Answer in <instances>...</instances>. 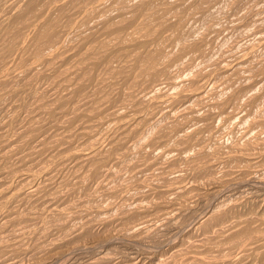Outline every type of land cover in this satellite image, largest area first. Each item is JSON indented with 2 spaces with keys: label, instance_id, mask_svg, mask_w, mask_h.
Segmentation results:
<instances>
[{
  "label": "rangeland",
  "instance_id": "obj_1",
  "mask_svg": "<svg viewBox=\"0 0 264 264\" xmlns=\"http://www.w3.org/2000/svg\"><path fill=\"white\" fill-rule=\"evenodd\" d=\"M263 184L264 0H0V264H264Z\"/></svg>",
  "mask_w": 264,
  "mask_h": 264
},
{
  "label": "bare ground",
  "instance_id": "obj_2",
  "mask_svg": "<svg viewBox=\"0 0 264 264\" xmlns=\"http://www.w3.org/2000/svg\"><path fill=\"white\" fill-rule=\"evenodd\" d=\"M237 3V2H236ZM11 12V11H10ZM3 23V22H2ZM232 26V25H231ZM2 27V26H1ZM215 29V28H214ZM249 35V34H248ZM2 38V37H1ZM223 56V55H222ZM242 56V55H241ZM190 89V88H189ZM233 95V94H232ZM238 95V94H237ZM254 95V94H253ZM144 96V95H143ZM156 96V95H155ZM168 97V96H167ZM241 97V96H240ZM251 97V96H250ZM232 97H230V99H231ZM174 100V99H173ZM172 100V101H173ZM164 101V100H163ZM167 101V100H166ZM256 101V100H255ZM164 109V108H163ZM191 112V111H190ZM38 114V113H37ZM53 116V115H52ZM253 118V117H252ZM262 120V119H261ZM60 122V121H59ZM109 131V130H108ZM133 131V130H132ZM109 133V132H108ZM208 136V135H207ZM147 140V139H146ZM94 142V141H93ZM150 142V141H149ZM255 142V141H254ZM90 144V143H89ZM93 144V143H92ZM47 147V146H46ZM77 147V146H76ZM144 147V146H143ZM108 148V147H107ZM17 151V150H16ZM242 151V150H241ZM78 153V152H77ZM145 153V152H144ZM95 154V153H94ZM129 154V153H128ZM91 156V155H90ZM70 157L72 158L73 156L72 155H70ZM70 157H69V159H70ZM74 157H75V155H74ZM73 157V158H74ZM190 157V156H189ZM90 158V157H89ZM124 158H125V156H124ZM84 159V158H83ZM82 159V160H83ZM87 159V158H86ZM85 159V160H86ZM49 160V159H48ZM88 160V159H87ZM77 161V160H76ZM261 161V160H260ZM72 162V161H71ZM86 163V162H85ZM190 165V164H189ZM52 167V166H51ZM42 168V167H41ZM44 168V167H43ZM74 168V167H73ZM199 169V168H198ZM108 171V170H107ZM44 174V173H43ZM80 174V173H79ZM106 175V174H105ZM110 177H111V175H110ZM33 179V178H32ZM35 179V178H34ZM153 179V178H152ZM262 183V182H261ZM258 184H259V182H258ZM258 184H255V185H257V187H261V184H260V186H258ZM235 185V184H234ZM246 185V184H245ZM251 185H252V187L251 188H255V186H253V184L251 183ZM264 185V184H263ZM230 186H231V183H230ZM229 186V187H230ZM236 186V185H235ZM22 187V186H21ZM112 187V186H111ZM231 187H234V186H231ZM239 187H240V185H239ZM235 188V187H234ZM26 189H27V187H26ZM245 189V188H244ZM40 189H39V186H36L35 184H33V186L31 187V191L29 192V193H31L30 195H32V196H34V195H36V194H38V191H39ZM151 191V190H150ZM239 191V190H238ZM237 191V192H238ZM220 193V192H219ZM217 194V193H216ZM40 196V195H39ZM11 201V200H10ZM45 201V200H44ZM140 202V201H139ZM210 206V205H209ZM14 207V206H13ZM64 208H66V207H64ZM107 208V207H106ZM108 209V208H107ZM64 210H67V209H64ZM89 210V209H88ZM180 210V209H179ZM45 211V210H44ZM61 211H63V208H62V210ZM173 213V212H172ZM207 213V212H206ZM171 214V213H170ZM175 214V213H174ZM75 216V215H74ZM89 216V215H88ZM167 216H168V214H167ZM175 216V215H174ZM173 216V217H174ZM206 216V215H205ZM213 216V215H212ZM211 215L210 216H208V217H212ZM15 217V216H14ZM44 217V216H43ZM94 217V216H93ZM172 217V214H171V216H170V218H172V219H169V220H167V221H170V222H172V220L174 219ZM207 217V218H208ZM16 218V217H15ZM163 219H166V218H163ZM216 219V218H215ZM219 218H217V220H218ZM222 219V218H221ZM220 219V220H221ZM9 220V219H8ZM68 220V219H67ZM208 220H209V218H208ZM213 220V219H212ZM219 220V221H220ZM161 221V220H160ZM167 221L166 222H162V224L164 223H167ZM207 221V220H206ZM65 222V221H64ZM157 222V221H156ZM216 222V221H215ZM60 223V222H59ZM154 223V222H153ZM174 223H176V222H174ZM5 224V223H4ZM152 224V223H151ZM161 224V223H160ZM204 224V223H203ZM157 225V224H156ZM156 225H151L150 226V228L149 227H147V228H149V230H147V232L148 231H150V233L152 232V231H154L155 230V226ZM217 225V224H216ZM161 226H163V225H161ZM202 226V225H201ZM168 227V226H167ZM170 227V226H169ZM173 227V226H172ZM228 227V226H227ZM142 228H144V227H142ZM171 228V227H170ZM201 228H203V227H201ZM210 228V227H209ZM20 229V228H19ZM18 229V230H19ZM7 230V229H6ZM143 230V229H142ZM167 230V229H166ZM180 229L178 228V227H175V228H172V230L171 231H174V232H178ZM7 233H9V232H7ZM23 233V232H22ZM31 233V232H30ZM149 233V232H148ZM1 234H2V232H1ZM152 235V234H151ZM150 235V236H151ZM154 235V234H153ZM149 236V235H148ZM2 237V236H1ZM227 237V236H226ZM152 238H153V236H152ZM244 238V237H243ZM2 239V238H1ZM111 240V239H110ZM158 240V239H157ZM95 241V240H94ZM129 241H133V240H129ZM129 241H120L121 243H125L127 246H128V248H130L131 249V251H132V255L134 254V260H138V259H140V257H142V256H144V255H156L155 253V251H152L151 249L149 250H146V251H144V250H142V249H140L138 246L140 245L139 243H133V244H131V245H128L129 243ZM171 241V240H170ZM7 242V241H6ZM242 242V241H241ZM244 243V242H243ZM2 245V244H1ZM242 246V245H241ZM79 247V246H78ZM141 247V246H140ZM88 248V247H87ZM87 248H86V250H87ZM243 248V247H242ZM89 249V248H88ZM92 250V249H91ZM93 250H94V248H93ZM83 251H85V250H83L82 248H75V249H73V250H71V251H69V253H68V258H72V256H75V259L74 260H76V259H86L87 257H91V256H88V255H85V252H83ZM158 251V250H157ZM89 252V251H88ZM91 252V251H90ZM14 253V252H13ZM88 254V253H87ZM57 255V254H56ZM100 255H103V256H100ZM60 256H62V254H60V255H57V256H55V257H53L52 259H56L57 261H58V259H60ZM93 256V255H92ZM97 256H100L99 258H96ZM107 257V255L106 254H103V251H101V252H99L98 254L97 253H95L94 254V256L93 257H91V258H89V259H86L87 260V263L89 264V262H90V264H96L97 262H99V263H101L103 260H104V258H106ZM67 258V259H68ZM78 259V260H79ZM188 259V258H187ZM78 260H76V261H78ZM102 260V261H101ZM129 260V259H128ZM31 261V260H30ZM51 261H53V260H51ZM50 261V262H51ZM56 261V262H57ZM75 261V262H76ZM101 261V262H100ZM105 261H106V259H105ZM131 261V260H130ZM49 262V263H50ZM74 262V263H75ZM84 263V262H83ZM83 263H81V264H83ZM136 263V262H135ZM138 263V262H137ZM136 263V264H137ZM98 264V263H97Z\"/></svg>",
  "mask_w": 264,
  "mask_h": 264
}]
</instances>
